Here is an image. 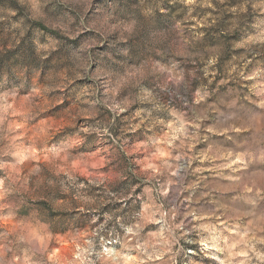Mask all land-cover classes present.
I'll use <instances>...</instances> for the list:
<instances>
[{
	"label": "clouds",
	"instance_id": "9594fccd",
	"mask_svg": "<svg viewBox=\"0 0 264 264\" xmlns=\"http://www.w3.org/2000/svg\"><path fill=\"white\" fill-rule=\"evenodd\" d=\"M0 264H264V0H0Z\"/></svg>",
	"mask_w": 264,
	"mask_h": 264
}]
</instances>
